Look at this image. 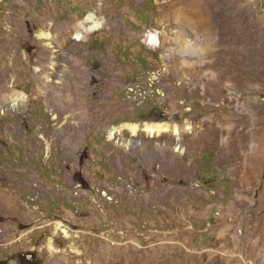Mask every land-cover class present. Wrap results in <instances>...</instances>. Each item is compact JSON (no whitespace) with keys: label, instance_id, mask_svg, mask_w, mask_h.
I'll list each match as a JSON object with an SVG mask.
<instances>
[{"label":"rangeland","instance_id":"1","mask_svg":"<svg viewBox=\"0 0 264 264\" xmlns=\"http://www.w3.org/2000/svg\"><path fill=\"white\" fill-rule=\"evenodd\" d=\"M33 254L264 264V0H0V264Z\"/></svg>","mask_w":264,"mask_h":264},{"label":"bare ground","instance_id":"2","mask_svg":"<svg viewBox=\"0 0 264 264\" xmlns=\"http://www.w3.org/2000/svg\"><path fill=\"white\" fill-rule=\"evenodd\" d=\"M87 20L89 22H91V24L88 27V29H95L97 27H100V22H98L97 20H95L93 14L92 15H88ZM151 39H152V42H156V37H155L154 34L151 36ZM131 125H133V130H134V132H136L137 129L139 128V125L140 124L133 123ZM167 129H168V126H166L165 123H161V122L160 123L159 122H154V123L147 122L145 124V130H148V131H151V132L164 131V130H167Z\"/></svg>","mask_w":264,"mask_h":264},{"label":"flooded vegetation","instance_id":"3","mask_svg":"<svg viewBox=\"0 0 264 264\" xmlns=\"http://www.w3.org/2000/svg\"><path fill=\"white\" fill-rule=\"evenodd\" d=\"M21 255L17 256L16 259L15 257L11 258L8 262H10L11 264H23ZM25 264H39V258L35 254H33L25 261Z\"/></svg>","mask_w":264,"mask_h":264}]
</instances>
